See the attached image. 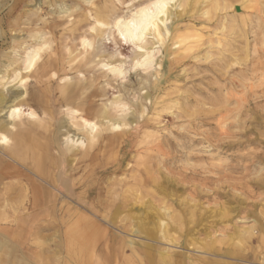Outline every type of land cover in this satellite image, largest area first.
<instances>
[{
    "label": "rangeland",
    "instance_id": "obj_1",
    "mask_svg": "<svg viewBox=\"0 0 264 264\" xmlns=\"http://www.w3.org/2000/svg\"><path fill=\"white\" fill-rule=\"evenodd\" d=\"M147 1L0 0V75L30 72L22 64L25 49L43 41L31 38V33L42 31L44 39L52 41L53 53L48 54L45 48L39 62L56 60L59 64L63 58L68 60L77 51L82 52L80 37L95 33L90 22L104 6L112 4L118 15L127 16ZM180 1L183 0L169 4V10L180 15L169 18L167 25L172 38L186 34L189 40L172 47L173 39L167 38L160 46L152 34L147 36L153 47L159 46L155 63L161 62L160 66L133 68V58L140 49L125 42L114 28L110 29L109 40L97 39L93 59L103 61L114 54L113 59L125 61L127 74L119 80L99 67L85 72V66L81 76L95 79L87 91L92 92L88 106L98 110L122 97L131 107L124 108L129 117L138 115L135 104L139 102L147 111L124 138L108 132L110 139L102 140L89 158H62L57 173L60 183H66L68 189L58 205L49 204L50 213L39 211L40 217L34 223L52 224L62 216L64 229L69 233L73 231L68 229L71 219L83 217L87 228L92 229L87 236L93 247L81 241L72 247L65 235L63 248L54 252V230L34 236L24 231L22 237L28 238L29 245H50L51 251L44 252L39 264H79L94 246L97 258L103 262L129 264L127 258L133 257L134 251L143 254L142 243L148 241V233L161 236L157 219L168 223L176 245L166 240L152 243L155 261L171 248L174 257L184 263L207 264L208 259L218 258L217 252H223L235 259L221 264H264V0H225L228 7L211 8V18L201 13L211 7V0H189L184 7L176 8ZM84 64L85 60H81L80 66ZM30 74L27 88L20 84L15 88L14 82L7 84L6 89L0 86V92L8 93L12 87V91L26 88L29 94H46L42 100L54 105L57 77L46 83L53 88H44L38 74ZM44 79L47 81V77ZM146 93L148 100H144ZM110 109L117 115L122 112V105ZM5 112L0 113L1 121L10 120ZM58 113L56 120L46 123L51 132H59L58 120L69 119L64 109L59 108ZM67 122L61 130L71 127L77 132L71 121ZM10 150L0 144V173L9 172L4 182L17 186L23 183L36 190L39 179L11 160ZM46 187L56 191V187ZM69 188L77 198L70 195ZM4 192L6 189L1 193L11 198L5 204L0 196V233L13 237V231L18 233L16 228L21 229L25 223L24 213H36L47 204H23L20 187ZM55 206L59 209L57 214ZM94 225L101 227L98 232ZM251 226L255 227V234L248 241L241 239L238 227ZM76 250L83 251L84 256ZM33 257L30 254L29 260ZM133 258V263L139 264L137 257Z\"/></svg>",
    "mask_w": 264,
    "mask_h": 264
},
{
    "label": "bare ground",
    "instance_id": "obj_2",
    "mask_svg": "<svg viewBox=\"0 0 264 264\" xmlns=\"http://www.w3.org/2000/svg\"><path fill=\"white\" fill-rule=\"evenodd\" d=\"M173 1L174 0H148L147 2L134 9V11L130 12V15L127 16L122 14L118 15L115 12L112 4L106 7L104 6L103 11L99 15H94V22H90V29L91 31H95V33H86L84 38L80 37L82 39L81 44L83 46V50H81L82 52L78 53L77 51V54L75 53L74 56L72 54H69L72 56H69L68 60H64L63 58V61L60 60L61 62L59 64L56 60H53L50 63L48 62L49 60H42L41 62H39L40 59L43 58L45 48H47L48 54L53 53V50L50 47L52 41L50 42L49 40L47 41L46 38L44 39V34L41 33L42 31H40V33H31V38H37L38 41L39 39H43V41H41V43L39 44L36 43L35 45L26 47V54L24 53L25 57L22 61V64L25 66L24 68L26 70L32 72L34 75L38 74L39 82L42 85L46 86L44 88H53L50 87V85L47 87L46 83L49 84L55 77H57V80L59 81L55 86L56 98L54 99V105H50V101L45 103L42 100L43 97L46 98L47 96L44 93L29 94L28 89L26 88L28 86V80L31 77L30 72L26 75H22V72L15 71L13 76L11 75L12 77L9 74L0 75V86L2 88H5L7 84L9 86L14 82L16 83L13 84V87H15L17 84H20V87H26L23 91H12V87L10 89L11 92H9L10 90H8V93H5L3 90V92H0V113L6 111L5 113L8 114V118L10 119L9 121L0 120V144L4 145L5 149H11L9 152L11 160L16 162L17 164H20L23 169L26 170V172L39 179L38 187L35 188L36 190H33L29 187V185H24L23 183L19 184L20 186H17L8 181L4 182V178L7 174H9V172L0 173V196H3V200L1 201L5 204H9L8 202L11 198L10 195L4 196L5 194L1 193L3 189H6V192L4 193L7 194L10 189H13L15 191L18 190V187H20V191L23 194V204H47L46 207L37 210L36 213H30L29 211L24 213L23 220L25 223L21 224V229L20 227L16 228L18 230V233L13 231V237H11L10 235L9 237L0 233V264H39L44 252L51 251L50 245H42L40 244V242H37L38 245H36V247L29 245V243H27L28 238L22 237V233L24 231L31 233L30 236H34L36 235V233H43L45 230H54L52 235L53 243L55 246V248H53L52 250L54 252H59L61 251V248H63L65 244V235L68 236L67 242L72 247L74 246L76 248L75 245L80 244L78 241H81L88 246L93 247L91 238H88L87 236V234H89L88 232L92 229L87 228V224H85V220L83 219V217L75 219L76 216H74L73 219H71L68 229L73 231L69 233L66 231V229H64V226L66 224L62 216H58L56 219H54L52 221V224H35L34 222L40 217L39 211H47L48 213H50L49 204L58 205L61 201V195H63L66 189H68L66 183H63V181L62 184L60 183V175H58L57 173V171L62 166V158L68 155H70L71 161L73 160V158L76 159V156L78 155H81L82 158H89L91 151L98 145H100L102 140L106 139L108 141L110 139L106 135L108 132H116L119 137L124 138L129 134L131 129L134 128L136 123L145 115L147 108L143 105V103H140L138 101L139 104H135L137 107L138 115H132L131 117H129L130 115L127 114L126 109L129 110L131 107L123 100L122 97H118L112 102L103 104V106L98 110L91 109V107L88 106L87 100L92 96V92L88 94L89 92L87 93V91L94 86L95 79L92 80V77L88 78L86 75L82 77L81 74L85 72L89 73L91 70L99 67L111 73L113 77H115V79L119 78L120 80V78H126L125 76L127 74V68H125V61H117L116 59H113L114 54L108 55V57L104 58L103 61H96L93 59L95 56V53L93 54V51L96 49L97 39L106 38L107 40H109V37H112L110 31V29L112 28L117 30L118 34L125 42L132 43L138 49H140V51H138L133 58V68L144 67L145 69L149 66H152L153 64L160 66L161 62L155 63V56L160 52V49L158 48L159 46L153 47L154 43L152 41H149L147 39V36L152 34L156 39V42L159 43L160 46H163L167 42V38H172L171 35L173 32H170L171 30L167 25V21H169V18L173 17L174 19L177 16L179 17L180 15L169 10V4ZM188 1L189 0L180 1L175 6L176 8L181 6L184 7L188 3ZM244 1L255 2L256 0ZM224 2L225 0H211V7L207 9L205 8L203 12H201L202 15L206 18H211V8L217 10L218 8H227L228 3L226 4ZM245 6H242V9L245 8ZM57 7H60V5H57ZM230 7H234V5ZM63 10L66 11V9ZM215 12H213V14ZM172 39L173 42L171 43V46L173 47L177 44L183 45L187 40H189V37L186 36V34H180L173 36ZM186 48L189 49L191 48V46H189L188 44ZM72 52L74 51L72 50ZM120 54L119 56H121ZM178 54H181V51H179ZM81 60H85V64L83 66H80ZM93 63H95V65H93ZM85 66H87V70L85 69L86 71L84 70L85 72H83V68ZM23 72L26 71H24L23 69ZM103 76L109 78L108 74L106 73H104ZM46 77L47 81H45L44 79ZM85 80H88L87 85H85ZM143 88L144 86L141 88V90ZM51 92L48 93L51 94ZM148 98L149 94L146 93L144 95V100H148ZM115 105L116 107L122 105V112L120 114L117 113V115H113L112 111H109L111 110L110 108H114ZM56 107H58V109ZM37 108L39 109L37 110ZM59 108L61 110L64 109L65 113L67 114L66 116L69 119L66 120L65 118H62L58 120L59 132H51L50 130H48V125L46 123L50 124L52 120H56L55 116L56 114H59ZM119 110L121 111V109ZM67 121H71L69 123L76 129L75 131L77 132H73L71 130V127L67 128L65 131L61 130L66 127V124L68 123ZM54 137L57 138L53 140ZM56 150H58V155L55 154ZM19 173L20 172H17V175ZM21 174L24 175L23 172H21ZM46 186H52L53 188L56 187V191L48 189V187ZM72 192V188H69L70 195L77 198V195ZM58 211V206H55V214H57ZM74 212L76 214L78 213L77 210H75ZM156 222L157 226H159L158 229L161 236L158 238L149 233L147 234V236H145L148 241L142 243L143 254L139 255L135 253L136 251H134V255H132L133 257H137L136 259H138V263L195 264L193 263V261L191 263H184L183 261H180L181 259L175 258L173 254L174 251L171 250V248H166L167 251L162 252L163 255H158V257L160 256L159 258L157 257V260L159 261H155L154 254L152 252V249L155 248V245H153L152 243H158L161 242V240H166L168 243L176 245L174 241L175 238L173 239V237H171L169 234L168 223L165 220L161 219H157ZM94 228L98 232V229H100L101 227L98 228V226L94 225ZM33 229L34 231H32ZM136 232H139L138 228ZM238 233L241 239L248 241L255 234V227H238ZM134 244L135 242H132V247ZM94 249H89L88 258L86 259L83 257L84 259H82L79 264H114L113 262H111V260L103 262L102 259L97 258ZM76 251H78L81 256L83 255V251ZM30 254L34 256L33 260H29ZM13 255L16 256L15 259H12ZM215 256L218 258H215L216 260L213 261H209L208 259L207 264L228 263L230 260L235 259L234 256L224 254L223 252H217ZM133 257L127 258L130 263L132 262L131 264H135L133 263ZM143 258L145 259L143 260ZM202 260L205 261L206 259L203 257Z\"/></svg>",
    "mask_w": 264,
    "mask_h": 264
},
{
    "label": "crops",
    "instance_id": "obj_3",
    "mask_svg": "<svg viewBox=\"0 0 264 264\" xmlns=\"http://www.w3.org/2000/svg\"><path fill=\"white\" fill-rule=\"evenodd\" d=\"M12 257H13V256H12ZM12 257H11V258H12Z\"/></svg>",
    "mask_w": 264,
    "mask_h": 264
}]
</instances>
